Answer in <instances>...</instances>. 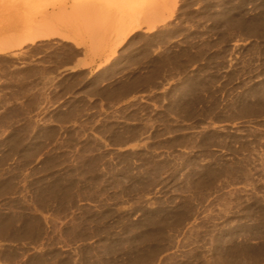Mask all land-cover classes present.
<instances>
[{
	"label": "rangeland",
	"instance_id": "obj_1",
	"mask_svg": "<svg viewBox=\"0 0 264 264\" xmlns=\"http://www.w3.org/2000/svg\"><path fill=\"white\" fill-rule=\"evenodd\" d=\"M62 1L22 46L0 4V264H264V0H148L95 55Z\"/></svg>",
	"mask_w": 264,
	"mask_h": 264
},
{
	"label": "bare ground",
	"instance_id": "obj_2",
	"mask_svg": "<svg viewBox=\"0 0 264 264\" xmlns=\"http://www.w3.org/2000/svg\"><path fill=\"white\" fill-rule=\"evenodd\" d=\"M68 1H62L61 13L68 23L77 24L74 32L84 36L90 52L95 55L107 40L115 39L120 43L138 29L148 0H74L78 3L71 4ZM0 4L17 5V21L6 22L1 29L22 31L24 38L19 46L43 39L45 35L40 34L37 25L33 26L35 17L43 13L42 0H0ZM3 47L0 42V52L6 49ZM78 66L80 63H75L72 68Z\"/></svg>",
	"mask_w": 264,
	"mask_h": 264
}]
</instances>
